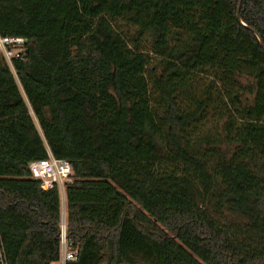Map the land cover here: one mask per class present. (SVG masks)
Here are the masks:
<instances>
[{"label": "trees", "instance_id": "1", "mask_svg": "<svg viewBox=\"0 0 264 264\" xmlns=\"http://www.w3.org/2000/svg\"><path fill=\"white\" fill-rule=\"evenodd\" d=\"M0 35L3 264L57 258L48 153L68 264H264V0H0Z\"/></svg>", "mask_w": 264, "mask_h": 264}, {"label": "built area", "instance_id": "2", "mask_svg": "<svg viewBox=\"0 0 264 264\" xmlns=\"http://www.w3.org/2000/svg\"><path fill=\"white\" fill-rule=\"evenodd\" d=\"M24 57L25 48L22 38L0 35V58L7 63L12 73L10 61L13 59L22 61ZM27 170L30 178L38 181V187L41 191L56 187L61 198H63L64 187L72 182L68 162L64 159L53 158L49 153L45 159L29 162ZM64 229V217L61 214L59 221L58 255L49 264H68L76 261L75 252L69 249L65 240ZM0 264H3L1 249Z\"/></svg>", "mask_w": 264, "mask_h": 264}, {"label": "rangeland", "instance_id": "3", "mask_svg": "<svg viewBox=\"0 0 264 264\" xmlns=\"http://www.w3.org/2000/svg\"><path fill=\"white\" fill-rule=\"evenodd\" d=\"M17 86H18V89H19L21 95H22L23 98H24L22 88L19 86L18 83H17ZM29 114H30V116H31V119H32L34 125H35V128H36L37 132L41 135V131H40L39 124H38L36 118L34 117V115L32 114V112H31L30 109H29ZM45 118H46V120H48V119H49L48 115H45ZM60 196H61V195H60ZM60 196H59V202H60V214H63V217H64V198H61Z\"/></svg>", "mask_w": 264, "mask_h": 264}]
</instances>
